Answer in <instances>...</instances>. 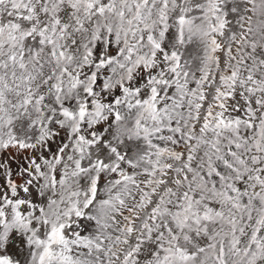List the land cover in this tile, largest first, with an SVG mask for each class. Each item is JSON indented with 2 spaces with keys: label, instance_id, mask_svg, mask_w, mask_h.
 <instances>
[{
  "label": "snow or ice",
  "instance_id": "1",
  "mask_svg": "<svg viewBox=\"0 0 264 264\" xmlns=\"http://www.w3.org/2000/svg\"><path fill=\"white\" fill-rule=\"evenodd\" d=\"M0 264H264V0H0Z\"/></svg>",
  "mask_w": 264,
  "mask_h": 264
}]
</instances>
